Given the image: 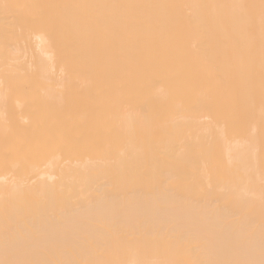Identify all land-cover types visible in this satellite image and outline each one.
Masks as SVG:
<instances>
[{"label":"bare ground","instance_id":"6f19581e","mask_svg":"<svg viewBox=\"0 0 264 264\" xmlns=\"http://www.w3.org/2000/svg\"><path fill=\"white\" fill-rule=\"evenodd\" d=\"M0 264H264V0H0Z\"/></svg>","mask_w":264,"mask_h":264}]
</instances>
